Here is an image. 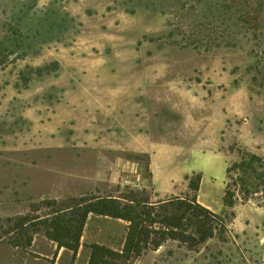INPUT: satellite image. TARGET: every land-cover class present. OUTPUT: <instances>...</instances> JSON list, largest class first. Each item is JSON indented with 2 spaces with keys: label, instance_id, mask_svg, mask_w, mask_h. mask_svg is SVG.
Returning <instances> with one entry per match:
<instances>
[{
  "label": "rangeland",
  "instance_id": "1",
  "mask_svg": "<svg viewBox=\"0 0 264 264\" xmlns=\"http://www.w3.org/2000/svg\"><path fill=\"white\" fill-rule=\"evenodd\" d=\"M240 150L264 161V0H0V264L71 263L43 231L9 242L33 204L130 189L196 194L227 224L131 264H264V172L227 173ZM127 227L90 215L74 264Z\"/></svg>",
  "mask_w": 264,
  "mask_h": 264
},
{
  "label": "trees",
  "instance_id": "2",
  "mask_svg": "<svg viewBox=\"0 0 264 264\" xmlns=\"http://www.w3.org/2000/svg\"><path fill=\"white\" fill-rule=\"evenodd\" d=\"M240 155L241 160L227 167V173L239 168L257 171L253 165L255 161L264 172L262 157L242 150ZM202 177V173H197L189 178L192 191L200 190ZM128 192L121 196L87 193L67 200L45 199L35 203L31 212L8 219L9 242L15 247H29L34 234L43 231L57 245L54 257L60 249L66 248L72 251L70 264H74L90 215L108 216L128 222L123 247L116 250L92 243L88 264H131L146 250H157L170 239L198 246L214 237L217 230L227 227L224 217L200 203L196 194L153 202L144 195L145 190L130 189ZM245 194H248L247 188ZM235 196V191L227 184L223 199L226 207H234Z\"/></svg>",
  "mask_w": 264,
  "mask_h": 264
},
{
  "label": "crops",
  "instance_id": "3",
  "mask_svg": "<svg viewBox=\"0 0 264 264\" xmlns=\"http://www.w3.org/2000/svg\"><path fill=\"white\" fill-rule=\"evenodd\" d=\"M204 177H205V175L203 174L202 181L204 180ZM202 181H201V186H200V188L202 187Z\"/></svg>",
  "mask_w": 264,
  "mask_h": 264
}]
</instances>
